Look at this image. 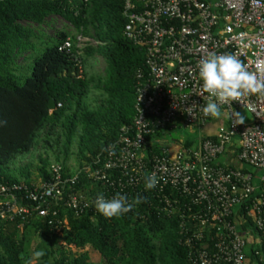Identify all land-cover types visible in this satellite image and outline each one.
<instances>
[{
	"label": "built area",
	"instance_id": "2783aa9c",
	"mask_svg": "<svg viewBox=\"0 0 264 264\" xmlns=\"http://www.w3.org/2000/svg\"><path fill=\"white\" fill-rule=\"evenodd\" d=\"M121 2L123 34L145 53L144 70L135 75L132 124L122 126L117 139L71 178L52 163L46 182L0 184V222L13 224L29 215L22 200L35 205L39 217L60 203L77 216L95 208L96 196L72 190L81 172L100 185L106 199L127 189L146 191V176L155 174L153 189L187 198L182 203L164 196L162 202L168 214L179 216L189 264H264V94L219 104L226 127L200 137L192 147L180 143L172 150L159 140V153H152L146 146L147 137L192 131L209 122L211 117L202 112L209 94L198 75V65L209 53L234 54L264 82V71L257 68L264 61V0ZM86 38L82 31L73 33L62 49L69 53L73 47L80 56L85 43L94 45ZM238 110L248 112L251 122L237 125L233 112ZM233 147L234 155L226 157ZM223 158L227 160L220 165Z\"/></svg>",
	"mask_w": 264,
	"mask_h": 264
},
{
	"label": "trees",
	"instance_id": "16d2710c",
	"mask_svg": "<svg viewBox=\"0 0 264 264\" xmlns=\"http://www.w3.org/2000/svg\"><path fill=\"white\" fill-rule=\"evenodd\" d=\"M124 25L121 0H0V184L37 185L28 167L11 170L9 165L28 153L43 131L49 136L61 129L65 152L78 136V156L90 164L117 139L122 126L132 124L135 75L144 70L145 53L125 38ZM69 29L94 41L78 53L105 63L104 77L95 87L104 100L96 109L85 102L91 81L85 60L73 47L69 53L62 49L72 38ZM50 99L54 111L48 109ZM163 136L147 137V151L159 153L156 142ZM199 138L186 136L183 146L192 147ZM55 163L62 166L64 178L73 176L65 159L56 157ZM50 165L40 160V182L49 179ZM72 188L87 198L105 196L84 172ZM125 192L121 195L129 202H142L114 217L93 207L77 216L62 203L39 217L35 205L22 200L29 215L13 224L0 222V264H93L86 247L97 253L99 264H189L179 216L168 214L162 202L164 196L182 203L187 198L166 189ZM33 237L38 240L34 244ZM35 251L44 254L35 258Z\"/></svg>",
	"mask_w": 264,
	"mask_h": 264
},
{
	"label": "clouds",
	"instance_id": "9594fccd",
	"mask_svg": "<svg viewBox=\"0 0 264 264\" xmlns=\"http://www.w3.org/2000/svg\"><path fill=\"white\" fill-rule=\"evenodd\" d=\"M257 68L264 71V61L258 62ZM198 75L202 88L209 94L207 103L202 109L204 116L220 119L222 112L219 104H231L245 94H264V82L258 79L257 73L248 71L241 60L234 54L209 53L198 65ZM236 124H243L244 117L239 112H233ZM158 184L155 174L146 176L145 190H151ZM141 198L129 202L127 196L117 193L106 199L102 193L95 197V209L105 217L127 214L133 208V203L139 204ZM42 251H35V258L43 256Z\"/></svg>",
	"mask_w": 264,
	"mask_h": 264
},
{
	"label": "rangeland",
	"instance_id": "374dc122",
	"mask_svg": "<svg viewBox=\"0 0 264 264\" xmlns=\"http://www.w3.org/2000/svg\"><path fill=\"white\" fill-rule=\"evenodd\" d=\"M71 32L72 30L69 29ZM91 40V36L86 38ZM89 42V41H88ZM81 57L85 60V73L87 78H89V93L86 98V106L89 109L98 108L104 97L100 90L95 89V87L99 84V79L104 77L105 73V63L102 59L97 57H85L84 54H81ZM21 63V60H19ZM243 116L244 123L248 124L251 122V115L245 110H238ZM225 115L222 112V118H225L226 123L227 119L224 117ZM47 132L43 131L38 134L34 147L23 155L18 156L10 165L9 168L11 170H18L24 167H28L31 173V179L33 183H40V178L38 177L37 168L40 166V160L46 159L49 161V164L55 163V158L59 157L61 161L65 159V166L68 168L69 173L73 176L77 174L81 169H84L88 166L87 163L82 162L78 156V136H76L72 142V144L68 147L67 152L64 151V137L61 129L57 128L52 132V135L47 136ZM79 134V133H78ZM77 134V135H78ZM198 132L196 130L188 131V130H177L170 133V137L174 140L184 139L186 136H198ZM233 143H237V139L232 140ZM32 243L37 242V238H32ZM32 247V246H31ZM85 251L88 252L89 261L93 264H99L100 259L98 255L89 247L85 248Z\"/></svg>",
	"mask_w": 264,
	"mask_h": 264
},
{
	"label": "crops",
	"instance_id": "0c3cea01",
	"mask_svg": "<svg viewBox=\"0 0 264 264\" xmlns=\"http://www.w3.org/2000/svg\"><path fill=\"white\" fill-rule=\"evenodd\" d=\"M225 117V115H223ZM227 125L225 118H220V119H213L211 118L209 120V122L203 126V127H197L194 130H196V132H198V136L199 137H211L214 136L220 129L225 128ZM160 141H165L168 142V144H170L171 149L174 150L176 149L180 143H184V139H180V140H174L170 137L169 135H164L162 140ZM237 143H234L233 145H236ZM235 153V147L231 148L228 152L226 157H230L231 154L234 155ZM225 160H227L226 158L221 159V163H225ZM234 166L239 167V168H245L243 165H240L238 163H233ZM85 251V250H84ZM87 252V251H85ZM88 253V252H87ZM97 254V253H96Z\"/></svg>",
	"mask_w": 264,
	"mask_h": 264
},
{
	"label": "water",
	"instance_id": "95a60500",
	"mask_svg": "<svg viewBox=\"0 0 264 264\" xmlns=\"http://www.w3.org/2000/svg\"><path fill=\"white\" fill-rule=\"evenodd\" d=\"M55 101L53 99H50L49 100V103H48V109L49 111H54L55 110Z\"/></svg>",
	"mask_w": 264,
	"mask_h": 264
}]
</instances>
